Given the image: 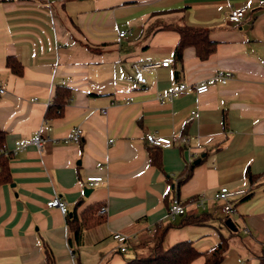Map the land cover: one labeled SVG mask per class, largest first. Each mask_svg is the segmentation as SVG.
Masks as SVG:
<instances>
[{
  "label": "crops",
  "instance_id": "crops-1",
  "mask_svg": "<svg viewBox=\"0 0 264 264\" xmlns=\"http://www.w3.org/2000/svg\"><path fill=\"white\" fill-rule=\"evenodd\" d=\"M242 8L232 23L230 12ZM169 25L207 29L216 50L201 60L187 47L177 61L180 36ZM10 57L21 75L7 66ZM165 60L169 67L135 83L134 63ZM218 71L233 77L202 95L160 100ZM63 84L72 89L64 113L45 120ZM0 90V129L12 154V183L0 185V264H125L148 230L167 225L166 249L191 241L203 253L225 238L220 264H264V176L253 184L247 176L264 174V0H0ZM74 128L83 130L81 143H65ZM149 133L188 137L190 148L150 147ZM37 135L41 147L32 143ZM156 152L163 172L150 163ZM191 163V178L176 189ZM222 187L245 190L232 213L213 198ZM56 197L67 215L47 207ZM175 197L187 212L171 221ZM92 204L108 209L96 225L84 215ZM114 233L137 242L122 253Z\"/></svg>",
  "mask_w": 264,
  "mask_h": 264
},
{
  "label": "trees",
  "instance_id": "trees-1",
  "mask_svg": "<svg viewBox=\"0 0 264 264\" xmlns=\"http://www.w3.org/2000/svg\"><path fill=\"white\" fill-rule=\"evenodd\" d=\"M166 28L176 31L180 36L174 50V57L179 62L182 61L183 51L187 47H193L201 60L208 59L216 50V43L210 39L207 29L188 25H169ZM7 66L17 75H21L23 72L21 63L15 58H8ZM71 95L72 89L70 87L64 84L56 85L54 96L45 113V120L61 117ZM11 157L12 154L6 149V132L0 129V185L12 183L10 170ZM150 163L161 172L164 171L160 153H152L150 155ZM194 168L195 165L192 163L187 165L185 171L178 178L176 189L179 190L191 178ZM247 176L249 182L253 184L262 178L264 174L254 175L248 172ZM101 206L100 204H92L84 211L86 219L87 217L94 218L95 222L92 225H96L105 220V215H97V212L102 208ZM75 218V215H73L69 219L70 223L73 224ZM194 221L192 219L190 222ZM92 225L88 224V226ZM168 227L169 225L166 227H157L154 235H148L146 239L138 243L135 249H141L142 251L136 252L135 257L127 260L125 264H190L199 256L205 257V264H220L227 248L225 238L216 247L203 253L198 251L191 241L179 242L166 249L164 247V241ZM76 235H78V232H76ZM47 259L48 262L52 261L49 252L47 253Z\"/></svg>",
  "mask_w": 264,
  "mask_h": 264
},
{
  "label": "built area",
  "instance_id": "built-area-1",
  "mask_svg": "<svg viewBox=\"0 0 264 264\" xmlns=\"http://www.w3.org/2000/svg\"><path fill=\"white\" fill-rule=\"evenodd\" d=\"M247 9H236L232 10L229 15V20L232 23L240 22L243 17L245 16ZM132 35V30H123L120 31L119 37L120 38H128ZM170 61L165 60L160 63L151 62V63H134L133 69L136 73V80L135 83L137 85H145L147 83L146 74L149 72L154 71L159 67H169ZM233 75L229 72L218 71L212 77L202 81L198 84H189V83H180L176 87L166 91L163 95L160 96V100L163 101L165 98L167 99H174L184 93H193L197 95H202L207 93L211 87L217 83L219 84H227L230 79H232ZM3 92V90H0ZM83 137V130L81 128H74L72 129L68 135L65 137V143H73V144H80ZM145 141L150 147L154 148H168L172 147L175 144L179 145L180 147H184L186 149L190 148V139L184 136H174V137H162L156 136L154 134H146ZM45 139L40 135H37L32 140V143L38 147H41ZM25 144L19 145V150H23L25 148ZM103 181V177H88L87 183L89 186L94 187L99 185ZM245 194V190H230L227 187H222L214 194V200L219 202L222 206V211L225 213H232L234 210L233 207V199L239 195ZM204 197L198 198L195 202L197 206L204 207ZM47 207L51 209H58L63 215L68 214V204L66 201L62 200L61 198H54L47 202ZM108 209L106 206H103L99 211L98 215L106 216ZM187 212V206L177 197H175L169 207L168 215L171 221H175L178 217H182ZM156 229L148 230L150 235H154ZM113 239L118 244V248L120 252L124 253L128 249V245L131 242H137L136 235H128L123 233H114Z\"/></svg>",
  "mask_w": 264,
  "mask_h": 264
},
{
  "label": "water",
  "instance_id": "water-1",
  "mask_svg": "<svg viewBox=\"0 0 264 264\" xmlns=\"http://www.w3.org/2000/svg\"><path fill=\"white\" fill-rule=\"evenodd\" d=\"M200 162V160H197V161H195V163L194 164H198ZM14 186V185H13ZM92 189L91 188H87V187H85V189H84V194H85V196H88V194H87V192H90ZM231 222H228V224H230ZM230 227H233V225L231 224V225H229Z\"/></svg>",
  "mask_w": 264,
  "mask_h": 264
}]
</instances>
